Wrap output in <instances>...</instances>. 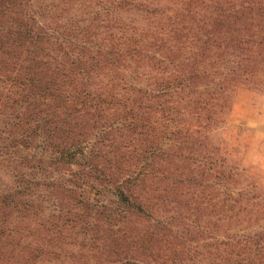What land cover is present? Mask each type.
I'll return each mask as SVG.
<instances>
[{
    "label": "trees",
    "instance_id": "trees-1",
    "mask_svg": "<svg viewBox=\"0 0 264 264\" xmlns=\"http://www.w3.org/2000/svg\"><path fill=\"white\" fill-rule=\"evenodd\" d=\"M260 76L264 0H0V264H264L200 123Z\"/></svg>",
    "mask_w": 264,
    "mask_h": 264
},
{
    "label": "rangeland",
    "instance_id": "rangeland-1",
    "mask_svg": "<svg viewBox=\"0 0 264 264\" xmlns=\"http://www.w3.org/2000/svg\"><path fill=\"white\" fill-rule=\"evenodd\" d=\"M130 17L128 19H133V15ZM127 80L133 81V78L131 80L127 76ZM134 81L140 85L147 83L145 77ZM254 83H236L224 91L213 93L212 99L207 101L208 108L202 111L200 123L201 134L207 136L211 156L218 165L214 170L222 169L230 176L224 184L226 193L242 201L241 213L225 219V224L222 227L220 224L213 233L224 234L231 239H253L248 245L249 250H260L264 263V76ZM205 97L203 101H206ZM200 151L203 152V147ZM213 186L217 188L212 192L214 195L225 192L220 185ZM241 193L243 196L238 197ZM211 220V227H214L217 221L215 218ZM213 240L207 239V242ZM256 241L257 247L254 245ZM250 260L254 264L253 257ZM55 264L72 262L66 260Z\"/></svg>",
    "mask_w": 264,
    "mask_h": 264
}]
</instances>
